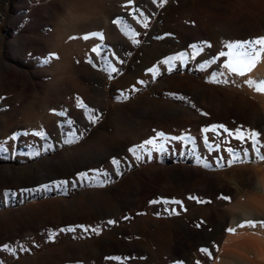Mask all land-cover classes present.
<instances>
[{"label": "rangeland", "instance_id": "374dc122", "mask_svg": "<svg viewBox=\"0 0 264 264\" xmlns=\"http://www.w3.org/2000/svg\"><path fill=\"white\" fill-rule=\"evenodd\" d=\"M133 8L148 18L147 28ZM118 18L122 22L113 23ZM92 32H102L104 39H83ZM260 37L264 0H167L163 6L160 0L131 5L128 0H0V144L7 148L0 151V264L262 261L244 244L245 237L264 241L262 229L229 231L231 219L220 231L216 226L223 212L238 217L237 202L254 197L245 186L264 174V161L250 153V159L228 166L226 149L251 145L223 129L202 131L223 125L230 131L256 130L264 139V123L255 115L215 116L209 108L243 106L248 99L264 109V94L245 83L264 80V56L244 76L223 66L229 45ZM97 45L100 56L92 52ZM109 66L119 71H105ZM176 82L199 86L201 95L175 90ZM78 98L99 117L95 123L77 106ZM182 116L209 122L182 124ZM73 133L77 142L65 143ZM158 133L165 138L157 139ZM205 136L219 151H210ZM149 139H156L157 147L146 146L137 159L129 150ZM113 159L120 161L119 169ZM87 161L90 168H70ZM196 171L231 190L203 191ZM81 173L89 178L78 179ZM253 211L264 214V208ZM70 212L83 221L65 220ZM70 226L83 227L59 231ZM211 232L215 240L209 239Z\"/></svg>", "mask_w": 264, "mask_h": 264}, {"label": "snow or ice", "instance_id": "6c2138e0", "mask_svg": "<svg viewBox=\"0 0 264 264\" xmlns=\"http://www.w3.org/2000/svg\"><path fill=\"white\" fill-rule=\"evenodd\" d=\"M152 2L157 3V0H152ZM166 2L167 0H160V6H163V4ZM128 3L131 5L133 3V0H128ZM135 13H139V17H144V13L140 11L139 8L132 9V14H135ZM121 22H122L121 18H118L113 21V23L115 24H120ZM137 22L140 23L141 21L137 19ZM148 23H149L148 18L144 17L142 21V26L147 28ZM90 38H98L100 40H103L104 34L102 32H92V33H89L83 36V39L85 40H88ZM133 42L138 43V41H133ZM192 47L196 48L197 46L193 45ZM228 48H229V52L227 53V55L229 56V59L227 60V62L224 63L223 65L224 68L229 72V74L244 76L246 73L250 72L256 66V64L261 60L262 56H264V37L256 38L253 40H249V41H245V42H241L237 44H232V45H229ZM200 50L202 49H198V51ZM92 52L95 53L97 56H100L102 53V47L100 45H97L92 48ZM224 55H226L224 52L220 53V56H224ZM177 58L182 59L183 54H180V56ZM170 59L171 58L166 59L164 63L169 62ZM88 62L92 63V59L90 58ZM120 62L123 63V61H120ZM215 62L216 61L213 60L210 63H215ZM93 66L95 67V65ZM104 70L109 71L110 73H116L119 71V69H117L115 66L106 67ZM149 71H155V70L150 69ZM218 75L224 76V73L221 72ZM213 80L214 82H220L219 80L216 79V75L213 76ZM228 82L229 81L227 78L223 80V83L225 84H227ZM141 83H143V81H141ZM245 83H247V85L250 88H254L256 92L264 94V80L257 82V81L249 79V80H246ZM77 106L85 110L86 115L88 116L89 120L92 123H95L99 119V117L97 115H94L92 110L88 109L87 105L83 101L79 100V98L77 100ZM60 114L63 115V113H60ZM68 123L72 124L74 122L68 121ZM220 129H223L225 133H228V135L233 136L235 139L239 140L242 145H245V144L251 145L250 149L248 147H243V146L238 150L231 148V147L226 149L230 157L227 161L228 166H231L232 164L236 162H244L250 159L251 158L250 153H251V156H254L256 159L264 161V151H262L264 150V139L261 138L262 134L260 132L256 130H245L242 128H238L234 131H230L227 128H224L223 125H220L219 128H217L216 126H213L212 128L203 129L202 131L205 133L212 132L214 134H219ZM33 134L40 136L41 138H44L46 136V134L43 132H35ZM164 138H165L164 133L157 134V139L163 140ZM11 139L15 140L17 139V136L14 135ZM77 139L78 138L75 136V133H73L72 138L65 140V143H75L77 142ZM171 139L183 140L184 137H172ZM189 139L191 138L189 137ZM204 139H205V144L208 146L210 151H219L220 146L218 144L215 146L210 144L208 142L207 136H205ZM146 146H150V149H149L150 151L156 148L157 147L156 139H149L145 141L143 144L137 145L135 146V148L130 149L129 151H131L133 155L136 156L137 159H140V156L137 155V153L143 150ZM50 148H51V145H49V149ZM159 148L162 150L163 144H160ZM47 150L48 149H45V151ZM0 151H7V148H5L4 144H0ZM39 154H40L39 151H37L36 155H39ZM197 159H200V158L197 157ZM112 164L117 169H119V166H120L119 160L113 159ZM204 166L208 168L212 167V165L209 163H205ZM224 166H225L224 158L219 157L218 167L223 168ZM103 174L107 176V173H103ZM88 178L89 177L87 173H81L80 176L78 177V179H83V180H87ZM96 178L97 177H93V179H96ZM62 183H67V182H62ZM44 187L47 188V185H45ZM4 195L5 197H7L8 193H5ZM190 198L195 199V197H190ZM198 202H201V201H198ZM176 203H180V202L177 201ZM109 223H112V221H109ZM246 223L250 227H256L258 223L261 226H264V221H248ZM242 226L244 225H241V227ZM77 227H83V226H70L67 228H61L59 231L60 232H74ZM87 230L88 229L85 228V231ZM91 230L93 232H96L97 234L99 233L98 228H93ZM229 231H234V230L229 229ZM52 235L54 236L55 234H52ZM2 247L8 250L12 254H14L15 252V250L10 248L8 245H3ZM21 250H25L23 246H21ZM201 252L208 253V250L201 249ZM177 264H182V262H177ZM197 264H199V262H197Z\"/></svg>", "mask_w": 264, "mask_h": 264}, {"label": "bare ground", "instance_id": "6f19581e", "mask_svg": "<svg viewBox=\"0 0 264 264\" xmlns=\"http://www.w3.org/2000/svg\"><path fill=\"white\" fill-rule=\"evenodd\" d=\"M128 18H129V16H128ZM17 75L18 74L16 72L12 73V77L13 78L15 77L14 81H17V79H16V77H18ZM10 76H11V74H10ZM0 81H1V79H0ZM69 86H70V84H69ZM173 88H175V90H179V91L184 92L186 94H199V95H201L200 87L196 86V85L185 86V85L179 84V82H176L173 85ZM243 102L245 103V105H243V106L235 104L233 102H232V104H228V105H226V104L219 105V104L212 103V105L209 106V108H210V111L215 116H225V115H229V114H236V115H240V116L244 117L245 119H252V115H255L256 116L255 119L262 122V124H263L264 123V109L263 110L261 109L258 102L249 101L248 99H245V101H243ZM194 117H196V116H189V118L187 119V118H184V116H182L180 123L188 124V125L193 124L194 126H200V125L205 124L206 122H209V120L207 118L201 117L200 119L197 120V118H194ZM121 149H124V148L122 147ZM105 159L106 158L103 157L102 160H105ZM53 165H56V164H53ZM83 165L89 166L92 164L89 163L88 161L85 162L84 164L80 163L77 165L72 162V163H70V168H71V170H79V169H81V167L82 168L84 167ZM90 167L91 166H89L88 168H90ZM55 169H58L57 166H55ZM191 171H193V170H191ZM193 175L197 178L196 183L199 184V187L203 191L217 190V191H224L225 192V191L231 190L230 187L225 189L224 187H222L221 183L212 179L213 175H205L202 171H196L195 174H193ZM52 176H53V174H52ZM11 186L12 187L15 186L14 183H11ZM245 188H246L247 194L252 193V194H254V197H252L251 199L246 198V200H240L239 202H237L238 205L235 208L237 209L238 212H240V215L238 217H234V216H231L232 214L230 215L227 212H223L222 213L223 215L221 217V221L219 223H217V226H216L218 228L217 231H220L219 229L226 227L225 225H228L227 223L231 219V222L229 223V225L231 226V228L233 230H235L236 228H238L242 224L244 226H243V228L242 227L241 228L244 230L262 229V232H264V226H261L259 223L257 224L256 227H250L246 223L248 221H264V214H262L260 212H254L253 211L254 209L256 211H258V209L263 210V208H264V174L261 177H259L258 180H255L254 178H250L248 180ZM262 212H264V211H262ZM65 220H67L69 222H77V221L82 222L83 221L81 218L78 217V214L76 212L68 213ZM87 221H89L88 218H87ZM215 235H216V232L215 233L211 232L209 239L215 240L216 236H217V235L216 236ZM237 235L234 237H231V239L229 241L233 242V241L237 240V238L239 237ZM244 244H246L247 247L249 245L251 250L258 251L260 253L259 255H260V258L262 261H260V262L254 261V263L255 264H264V241L261 238H259V236L258 237H254V236L248 237V240H246V237H245ZM226 252H228V251H226ZM239 257H241V256H239Z\"/></svg>", "mask_w": 264, "mask_h": 264}]
</instances>
